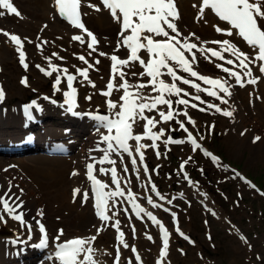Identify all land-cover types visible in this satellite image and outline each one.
<instances>
[{
	"label": "snow or ice",
	"instance_id": "6c2138e0",
	"mask_svg": "<svg viewBox=\"0 0 264 264\" xmlns=\"http://www.w3.org/2000/svg\"><path fill=\"white\" fill-rule=\"evenodd\" d=\"M52 3L56 13L62 19H65L75 29L80 30V34L73 35L71 39L81 45L86 44L87 49L91 50L87 53V56L91 57L93 53L98 51L96 46L99 44V40L83 22L82 17L86 16L87 13L82 12V8L86 6L99 12L102 10L101 7L91 3L90 0L86 5L84 0H52ZM100 3L103 5L104 10L109 11L114 22L120 26V31L117 34L119 38L113 54L109 56L103 51L98 53L100 57L108 56L111 61V75L106 84V90H100V94L108 98L112 97L114 92H122L118 101L113 99L106 100L107 109L112 113L111 116L76 110L78 107V90L75 83L84 84L86 82L87 85L96 88L95 82L90 79L89 72L90 70L98 71L95 65L100 64L101 61L99 59H96L94 63H89L85 55H79L77 58L87 66L77 67L72 65L75 69L74 74L67 67L52 63L51 57H45L50 70H46L41 65H36L46 76H52L53 73H56V79L53 84L55 92L61 91L62 76L64 77L67 86V90L63 91L64 104L67 105L66 111L75 116H89L97 122L95 131L99 139L96 142L95 149H90L89 151L102 152V156L99 159L95 156H90L91 162L86 164V176L91 182V198L94 201L95 214L101 221V226L96 228L94 235L73 237L67 240L61 239L64 235V230L59 229L57 235L51 239V244L54 248L46 259L54 261V264H102V261L97 258L100 250L94 247V242L105 227L111 226L116 230L117 241L113 264H122L121 246L127 249L129 244L125 240V233L121 230V221L116 219L117 213L113 211V208L117 202L123 203L127 201L138 218L142 219L141 214H143L154 225L159 227L163 246L159 251L157 264H162V261L167 256L170 233L152 211H148L137 203L138 194L131 188L132 182L127 175L129 167L125 163L124 154H127L130 158L131 171L135 174L138 181H141L140 169L142 167L143 173L147 177V185H150L151 193H154L160 201H165L166 196L158 191L157 185L149 175L150 170L145 163L146 149L155 150V154L159 159L162 155H166V152L161 153L159 151L160 144L158 141L163 143L166 151L169 150V144L180 145L188 142L191 144L193 152L201 149L213 162L218 161V157L202 149V145L197 138L186 127L185 121L178 117H184L193 128L196 127V122L190 116L189 108L198 109L201 112L215 109L217 113L232 117L235 111L234 108L231 111L227 108H221L218 104L202 100L200 94L205 93L208 97L220 100L222 104H228V100L225 97L232 96L231 89L235 85L243 88L246 84L255 85L261 79V76L253 75V65L257 66L259 73L264 75V0H198V3L193 4V8H197L196 22L208 24L206 16L210 11L224 25L211 24L210 27L216 33L227 38L210 41L201 40L195 32L185 34L179 27L178 22L181 19V15L176 0H100ZM6 15L23 18L19 9L14 5L13 0H0V17H5ZM47 27L48 25L45 24L41 31H44ZM0 33L7 37L15 46L19 63L27 71L29 64L26 62L24 42L32 43V41L27 37L21 38L19 35L9 33L3 29H0ZM85 35L88 40L85 39ZM235 38H239L244 42L250 52L243 51L234 43L233 40ZM47 43V41H41L40 44H37V48L40 49L43 44ZM122 48L128 51L126 58H121L116 54ZM225 54L228 55L226 56ZM52 57H57L60 60L64 59L56 52L52 53ZM201 58L209 63H214L215 67L225 73L227 78L201 74L197 70V65ZM216 61H223V63ZM225 64L232 67H226L224 66ZM137 65L142 71L136 72L132 70ZM129 75L132 78L139 77V79L132 83L127 78ZM197 80L202 82L203 85H207V87H202L201 83L196 82ZM231 80L235 81V85L230 83ZM21 83L27 84V78H22ZM182 85H187L194 89L196 94L189 92ZM5 97L4 90L0 88V102L4 101ZM45 99H48V97H45ZM85 99L91 100L92 97L86 96ZM257 99H260V97H257ZM192 101H199V104ZM52 103H56V101L53 100ZM200 104H206V107H200ZM33 105H36V101L24 106V114L28 120L33 119L30 111ZM36 107L38 109L39 106L37 105ZM151 113H156L157 115H149ZM172 121H175L179 130L187 133L185 139H174L172 135H166L164 127H159L158 130H155L158 125L169 124ZM141 123H143V132L136 133L135 129ZM101 129L105 131H101ZM176 130L169 128L168 131ZM244 134V132H241V135ZM145 139L150 140L151 143H143L142 141ZM199 139L203 140L204 137L200 135ZM260 139V136H256L253 142ZM130 141L134 142V146L130 144ZM101 145H106V147H101ZM113 154L119 157V164L122 166L124 175H121L118 171L117 160L112 158ZM192 160L191 156L183 160L179 165L178 172V175L183 174V179L189 185L198 183L193 181L185 171V166ZM105 164L111 165V167L97 168V165ZM15 167L17 166L8 165L3 171L7 172L10 168ZM157 168H159V165H157ZM151 171L154 172L156 169ZM97 172L102 176L110 175V183L115 186L114 189L110 187L109 183L98 178ZM78 174L75 170L72 172L73 176ZM13 179L8 180L6 191H3L2 186H0V191H3V195H0V222L7 223L6 214L8 218L19 222L21 228H26L28 241H31L34 229L33 224L24 219V201L21 198L24 189L19 188V185H14ZM141 183L143 186V181ZM13 187L19 188L20 195L12 193ZM148 193L149 188L145 187L144 195L147 203L152 208H163V204L156 203L152 195ZM78 194H81V189H74V200ZM178 195L183 196V193L181 192ZM82 197V203H86L90 199L89 192L84 190ZM118 198L121 199L118 200ZM175 198L173 196L172 199H167V203L171 205ZM164 210L170 211V209ZM124 211L127 213V209H124ZM212 214L215 215L214 212ZM43 215L42 210L38 211L37 216L43 217ZM172 216L175 219L176 213L172 212ZM33 219L41 237L39 242L32 246L49 248L50 238L46 226L41 219L36 217H33ZM110 221L112 223L109 225ZM176 231L184 239H189L179 228ZM132 232L133 236H135L136 229L134 226ZM146 238L149 240L153 239L148 234H146ZM9 242L12 244L26 243L19 236ZM131 251L135 254L137 264H142L137 248L131 246ZM104 254L111 255L107 252ZM127 264H133L132 260H128Z\"/></svg>",
	"mask_w": 264,
	"mask_h": 264
},
{
	"label": "bare ground",
	"instance_id": "6f19581e",
	"mask_svg": "<svg viewBox=\"0 0 264 264\" xmlns=\"http://www.w3.org/2000/svg\"><path fill=\"white\" fill-rule=\"evenodd\" d=\"M88 2L89 0H84L85 5ZM90 2L100 6L95 0H90ZM13 3L21 12L23 18H18L14 15L0 17V29L6 30L9 33L18 34L22 38L27 37L33 43L36 42L37 44H40L41 41L48 42L47 44H43L40 49H38L37 46L31 49L29 48V43L25 41L24 50L26 52V61L31 62L34 60V63H37L44 68H48V61L45 59V57H51L52 63L70 69L72 65H79L82 67L87 66L77 58L78 55H85L89 60V63H94L96 59H99L102 64V68L99 67V65H95V68L98 69V71L90 70L89 75L90 79H92L95 84L98 85L103 83V88H105V81L108 75L107 68L109 58L108 56L100 57L98 53L99 51H103L108 55L113 53L116 49L118 40V24L114 22L108 10H104L102 6H100L102 10L99 12L89 9L86 6L82 8V12L87 13L86 16H83L86 27L92 31L99 40V44L96 46L98 51L89 57L87 56V53L91 50L87 49L86 44L81 45L79 42L73 41L71 39L73 34H80V30L68 25L56 13L52 0H13ZM176 3L181 15V19L178 22L179 27L184 31L185 34L188 32H195L201 38V40L204 41H210L213 40V38H227L216 33L215 30L210 27L211 24H221L224 26L223 22H220L214 14L210 13V11L206 16L208 24L196 22L195 17L197 8H193V4L198 3V0H176ZM38 18H43L45 20L40 22L38 25L36 21ZM45 24H47L48 27L44 29V31H41V28ZM36 33H39L37 37L35 35ZM85 39L88 40L86 35ZM233 42L236 43L243 51L250 52V49L239 38H235ZM48 50L50 51L51 55L47 53ZM53 52L58 53L59 56L63 57L64 59L60 60L57 57H52ZM119 52H122V49ZM127 55V52H122L121 57L126 58ZM106 58L107 64L106 67H104V60ZM14 59L16 62H19L18 54L15 51V46L8 40L7 37L0 33V78L2 79L0 88L4 90L5 94L7 91H11V87H15L14 84H12V86L10 85L9 81L6 79V76L11 77L13 74L22 72L18 76L20 77V81L22 78H27L26 74H29L27 71L30 69L26 71L25 69H21L20 67L14 65ZM216 62L223 63L221 61ZM224 66L232 67L226 64ZM197 67L203 73H220L225 76V78H227L226 74L220 69H217L214 63H209L202 58ZM252 67L255 73L260 74L257 66L253 65ZM3 70L7 75L1 72ZM132 70L136 72L142 71L139 65H137ZM32 72L37 75V78H33V75L32 79L27 78L28 83L26 85L33 83L40 84L39 78L42 76L40 71L37 70ZM181 74L186 75L183 73ZM260 76L261 79L255 85L246 84L245 87L241 88L240 86L233 84L235 86L233 89H231L232 96L225 97V99L228 100V104H222L220 100L213 97H208L205 93L200 94L201 99L204 101L218 104L221 108H227L230 111L233 108L235 109L233 116L228 117V119L233 118L235 120V125H233L231 128L234 129V133L236 132V134H228L226 140H228L230 143H238L239 145L243 143L245 144L246 141V146L255 150H263L264 148V75L260 74ZM51 77L56 79V73H53ZM127 78L132 83H135L136 80L139 79V77L132 78L130 75ZM196 82L201 83L202 87H207V85H203V83L198 80ZM76 85L78 90L77 108H80V112H90L93 114L110 113L106 106V100L113 99L117 101L119 99L120 92H114L112 97L106 98L99 93L98 88L94 89L87 85L86 82L84 84L77 83ZM35 86L37 87V85ZM182 87H184L189 92L196 94L195 90L191 89L189 86L182 85ZM15 89V92L21 93V96L22 91L20 86L18 89L15 87ZM51 91L54 93L53 87L51 88ZM15 92H11L10 95H8L0 105L1 110L4 111V114L0 115V146L12 145L17 136H20L25 132L33 131L34 135L38 136V139H44L46 142L54 143L58 140H61L73 144L74 141L78 139L79 150L85 148L95 149L97 142L96 138L98 137L95 131L97 122L91 117L81 115L80 120H74L71 122L64 109L61 108V104H63L62 101L58 102L57 106H53L42 100L41 97L35 96L33 97L34 101L42 106L40 111L46 112L47 115L53 117L54 122L51 120V118H48L39 119V121L35 122L28 121L27 124L23 125L24 119L21 120L22 117L20 115L21 112L19 108L20 102L7 105V103L12 100L13 93ZM86 96H91L92 99L86 100ZM257 97H260V99H257ZM192 102L199 103V101ZM180 107L182 108L183 106ZM188 111L196 124L203 120L204 117H202L200 114H192L193 109L189 108ZM207 112H211L212 115L216 113L213 109H209ZM40 115L41 113L38 115V118H40ZM149 115L157 114L151 113ZM67 123H71V129L65 131L64 128L68 126ZM247 123L252 124L253 129H245ZM142 126L143 123H141L139 127L142 128ZM169 126L170 123L160 124L155 130H158L159 127L168 129ZM191 127L193 126L191 125ZM241 132H244L245 134L241 135ZM224 133L226 134L227 132ZM256 136H260L261 139L259 141L253 142L254 137ZM142 142L148 143V140L145 139ZM158 143L160 144V147L164 146L161 141H158ZM132 144L134 146V142H132ZM188 146L191 147L190 144H188ZM174 147V144L168 145V148ZM39 150H43L44 152L46 148L44 146H40ZM73 152L74 150L70 152V155L66 156H48L41 153H37L35 156H25L18 153L17 150H12L11 152L0 151V186H2L3 191H6L8 187V180L15 178L13 179V184L19 185V188L24 189L23 196L21 197L24 201V219L26 221L30 220L29 223L33 224L34 229L33 239L28 241L26 228H21L19 222L8 218L5 214L7 223L5 224L0 222V264H19L20 259L22 264H54V261L47 260L46 257H48L51 253V248L53 246L51 244V239L54 235H57V229H63L65 236L70 231L76 232L73 234H80L81 236L86 237L94 235L98 225H101V222H97L94 217L91 220L86 203H82L81 194H78L75 200L73 198V189L76 187H81L85 183L80 173L75 176L72 175L74 168H76V165L72 164V162L75 160L73 158L74 156L72 157ZM80 153H82V151H80ZM153 153L155 154V151H153ZM57 162H68L67 164L71 166L69 168H60L59 165H57ZM8 165H16L17 167L10 168L7 172H4L3 169ZM131 168L132 165L131 162H129L128 178L132 182L131 188L132 185L136 183L135 192L138 194V197L141 198L144 188L148 187L147 177L144 175L143 169L141 167L140 173L141 181H143L142 186L141 181L136 179V176L131 171ZM75 171L77 170L75 169ZM27 178L29 179L27 180ZM19 188L13 187L12 193L20 195ZM192 188L195 189V191L199 194L203 203H205L208 207H211L210 198L204 192V190L199 187L198 184L192 185ZM3 191H0V195L3 193ZM153 199H156L155 196ZM167 199H169V197L166 196L165 202H167ZM140 205L145 207L148 211H152L153 214L157 216V218L160 217V210L158 208H152L151 205H149L147 202H142V200L140 201ZM41 210L43 211L44 215L43 217H40V219L46 226V230L50 238V246L47 249L42 248L41 250H36L35 248L29 247V245L32 243L36 244L39 239L38 228L35 225L34 219L31 221V217H37L38 211ZM113 211L117 213L116 219L119 218L123 222V230H127L124 231L125 240L129 245L133 244L137 247V252L141 256L142 264L149 261L151 258V263L153 264V258L157 254V247L160 242L156 232V225H154L146 216H143V220L140 222L133 219L131 216H128L126 219L121 217L118 210L115 208H113ZM54 224H57V226L54 232H52L50 229ZM133 226L136 229V234L133 236V239L130 242L129 235L130 232L133 235ZM146 231L150 232L149 234L152 236V240L146 238L144 235ZM169 233L170 246L172 235L170 231ZM64 235L61 237V239L65 237ZM138 235L142 236L138 237ZM17 236H19L20 239L24 240L26 243L12 244L9 242L10 240L15 239ZM116 245V233L113 231V229H108V227H105L98 236L97 240L94 242V247L100 250L97 258L102 261V264H111V258L113 257V252H115ZM20 248H23L22 251H19ZM14 249L17 250L16 256L13 253ZM105 252L110 253L111 255H105ZM168 253L169 248L167 256L164 258L162 264L166 263ZM40 257V261L38 263H34V261ZM121 257L122 264H127L128 260H132L133 264H137V262L133 261L130 251L128 249L125 250L122 246Z\"/></svg>",
	"mask_w": 264,
	"mask_h": 264
},
{
	"label": "rangeland",
	"instance_id": "374dc122",
	"mask_svg": "<svg viewBox=\"0 0 264 264\" xmlns=\"http://www.w3.org/2000/svg\"><path fill=\"white\" fill-rule=\"evenodd\" d=\"M44 20L38 18L36 21L39 25ZM35 35L37 37L39 33ZM28 45L31 49L36 46L33 42ZM47 53L51 55L49 50ZM104 61L103 66L106 67L107 58ZM34 62L33 60L28 63L30 70L26 75L29 79H32V75L33 78H37V75L32 72L37 71ZM14 63L24 69L16 60ZM101 66L100 62L99 67ZM1 72L7 75L4 70ZM21 73L13 74L11 77L6 76L11 86L14 84L17 89L20 86L22 91L21 96V93L15 92V87H11V91H7L6 97L11 92H15L12 100L8 102L9 105L19 102V100L25 101L35 96L39 97L43 92L52 93L51 88L55 80L51 76L40 73L42 75L39 78L40 84L26 85L19 81L20 77L18 76ZM1 82L0 78V84ZM98 87L101 88L102 84L99 86L96 84V88ZM52 94L56 97L61 96L60 92L54 91ZM200 107H206V104H200ZM207 111L201 112L198 109H193L192 114L197 113L204 117L196 124L195 128L190 127L191 125L185 118H178L184 120L199 136L202 135L203 143L215 151L220 160L213 162L199 149L193 152L188 144L175 145L174 148H168L167 151L164 146H161L159 151L166 152V155H162L159 159L153 153V149L149 148L145 152V162L150 170L149 175L157 185L158 191L169 199H172L173 196L176 197L171 205L167 204L176 211L177 219L171 218L165 213L160 214V217H163L170 225L172 235L165 264H264V148L263 150L250 149L246 146V141L241 145L230 143L226 137L228 134L234 133V129L231 127L235 125V120L228 119L216 111L213 115ZM44 113L42 119L51 118L54 122L53 117ZM74 120L80 119L74 117ZM169 123L170 126L165 129L166 134L180 137L182 132L175 121ZM70 124L67 123V129H71ZM169 128L177 130L169 132ZM245 129L251 130L253 125L247 123ZM24 153L25 156L37 155L36 153ZM189 156L193 160L185 166V171L191 179L198 182L199 187L208 195L211 207L203 203L192 185L183 179L182 173L178 175L179 170L176 167V162L179 159L185 160ZM58 163L60 162H57L60 168L64 167V164ZM152 169H156V171L153 172ZM241 176H245L246 180ZM135 187L134 183L133 188L135 189ZM181 192L183 196L178 195ZM150 195L155 196L154 193ZM143 200L147 202L144 195ZM23 211L25 213L24 209ZM213 212L215 215L212 214ZM89 215H91L90 211ZM32 219L33 217H31V221ZM56 226L57 224H54L50 231L54 232ZM177 228L189 239H184L176 231ZM69 233L76 232L69 231ZM141 236L138 235V237ZM129 237L131 241L133 238L131 232ZM144 264H151V259Z\"/></svg>",
	"mask_w": 264,
	"mask_h": 264
}]
</instances>
